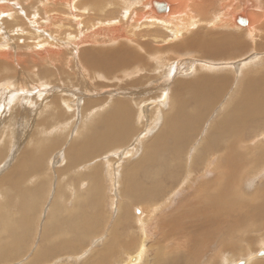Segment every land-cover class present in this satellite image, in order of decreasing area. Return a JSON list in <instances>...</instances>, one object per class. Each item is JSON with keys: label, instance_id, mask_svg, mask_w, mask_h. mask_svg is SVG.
<instances>
[{"label": "rangeland", "instance_id": "1", "mask_svg": "<svg viewBox=\"0 0 264 264\" xmlns=\"http://www.w3.org/2000/svg\"><path fill=\"white\" fill-rule=\"evenodd\" d=\"M86 1L76 0L77 4H75L76 2L72 3L70 6L73 12L68 16L66 12L68 11L69 3H65L63 0H0V264H126L131 262V258L135 257L141 250L143 259L142 261L140 260L139 264H158L159 260L162 259L163 262L161 264H164L165 261L168 264H172L173 261L176 264H205L207 260L214 259L216 255V264L222 263V259L225 257L230 261L229 264H234L240 260H244L245 262L249 261L245 264H255L259 262L258 259L264 264V256L256 258V252L264 249V241L262 239L264 238V225L254 227L252 230L250 228L248 229L246 225H243L244 208L247 209L248 205L243 204V207H238L241 211L238 208L231 210L229 208L230 197L226 194L227 190L225 194L223 193L226 198H224L226 203L225 209H219L220 211L217 209H207L208 212L206 214V216L209 215L207 220L212 221V223H220L221 221L223 222V226L219 230L212 228L208 244L200 249L196 240L193 239V245L190 246L191 242H188L189 238L182 234V231L188 224L186 221L180 219L176 210L178 207L185 205V200L182 201L179 197L176 199L171 198V201H174L168 209L172 210L173 213L170 212L169 214V211L164 209L163 212L157 214V217L163 215L158 220L156 219L155 213L151 214L150 212L155 207L152 204H159L160 202L147 201L146 204L144 203L145 205L143 203L137 204L136 202H132L129 196L131 194V191H128L129 187L121 181L123 176L122 170L125 167L127 170L129 165H133V161H138L142 157H145L146 154L143 156V152H145L146 145L150 143L152 138L159 134V131L164 126V119L172 112V98H170L171 93L169 91L171 85L165 76L160 75L161 71L165 70V74L173 71V80L178 78L180 80H186L191 77L195 78L196 74H192L193 72L187 74L185 77L181 76L183 73H187L182 72L185 71L184 64L192 59L194 60L193 66H195V63H198L195 68H198L200 64H205L202 66H205L206 69L208 64H213L212 68L208 66L212 71L211 73L208 71L205 73V69H203V73L205 74H211V76L217 75V72H215L216 65L223 63L231 66L232 75L235 76H233L235 81L231 80L234 82L229 83L227 89H224L226 91L222 90L223 95L218 90L208 94L206 100L200 107L199 115L201 114V118L197 120L191 119L196 125L195 131L190 137V142H186L191 147L184 145V149H181L184 152H181V155L177 153V157L180 158L179 160L182 166L177 172H171L173 175L184 174L186 171L185 165L191 163L192 156L196 155L201 157L205 153H201L199 145L207 135L206 133L209 132L212 124H216V120L219 121L223 117H228L227 113L229 111L226 112L227 103L243 91V87L240 86L245 83L249 73L252 75L257 74L258 76L264 74V39L261 40L264 38V0H253V2L250 0H228L227 3L223 2V5L218 2L219 0H211V4L206 13L202 14L198 12V9L205 8V4H196L200 8L188 12L191 16H196L204 20H210L211 16L212 18L223 16V14H227L230 21V15L234 13L235 15L241 14L244 16L247 13L254 15L253 21L255 24L252 23L251 19L250 21L246 19L248 21H246L247 25L250 23L249 26H235L231 21L232 27L242 29L240 32H244L246 28H255L256 32L260 29V32L258 31L256 34L261 35L259 39L261 45L256 52H250L253 54H248L241 60L234 61L233 59H226L232 60V62L207 61V59L199 58L195 53H193V56H188L187 53L193 51L191 49L177 50L175 46H172L171 48L168 47L163 50L164 54H166V59L163 57L165 59L164 64L160 63L157 65L156 60L146 56V59L142 58L140 60V63H143L140 66L137 60L139 58H136L132 59L135 60L134 66L131 67L132 72H116L111 76H107L109 74L105 73V75L104 71H100L102 68L89 71L82 64L80 66L78 64L80 52L85 48H96L101 51L116 49L120 44H129L125 40L128 37L127 34L125 37H118L116 32V36H114L113 32H108L105 29V25H103L105 28L102 29L101 27L103 26H99L98 22L94 19L95 17L93 18L92 14H96V11L89 12L86 9L87 7L84 8V11L76 8L78 4H80L79 6H90V1ZM204 1L207 4V1ZM72 5L75 6L72 7ZM157 10L161 12L159 8ZM113 11L117 12L119 9L114 8ZM82 12L84 13V22L76 18V15ZM147 12L145 9L146 14H148ZM164 15L160 16L163 17ZM148 16L153 17L149 14ZM177 17L182 18L181 15ZM90 24H92V29H89ZM124 24L123 22L122 25L125 29L126 26ZM96 25L97 28H95ZM153 28L156 30L153 29L155 34H157V31H160L168 40L175 41V37L173 35L171 36L170 33L172 28ZM93 29L95 30L93 31ZM136 29L134 31L139 33L142 28L139 29L137 25ZM96 30L97 32L100 31V33L97 34ZM145 30L149 32L152 30V27H150V30L146 28L143 31ZM80 32L83 33L81 35L84 40L86 38L87 42H93L98 46L90 45L86 42H81L78 47L75 46L70 41L69 36L75 33L80 35ZM186 33L184 32L183 34L185 35H182L181 38L186 37ZM190 34L192 33L190 32ZM152 35L153 33L150 38H146L150 42ZM252 35L254 36L253 32ZM89 38H91V41ZM135 38L139 37L136 36ZM63 39L66 42H63ZM143 39L141 38V40ZM248 40L245 39V41ZM170 44V42H166L163 46L166 47V45ZM151 45L156 47L155 43ZM173 52L183 54L185 62H182L183 64L181 62V64L177 63L174 58L175 56L172 54ZM232 53L233 51L230 52L229 58L236 56L235 52ZM255 53L257 54L254 55ZM128 57L135 58L132 55ZM170 58L173 59L170 60ZM114 59L117 58L114 57ZM251 59L252 61H250ZM169 61H175V63L169 64ZM241 63L244 66L242 67L243 69L239 68ZM119 68L122 67H115V69ZM238 70L240 71L237 72ZM197 71L199 72L198 69ZM242 73L245 75L241 76L243 80L239 78ZM219 75H223V73ZM162 87H167V89H162ZM141 89L144 91H140V93L139 90ZM159 90H163V94H159L161 92ZM228 90L232 95L229 94L230 92ZM140 94L144 95L143 104H140L137 100H140ZM162 95L164 99L161 98L163 97ZM217 96H220L217 99L219 101L209 107ZM118 99L130 103L132 115L130 124H128L130 128L129 130L123 129L128 133V137L121 141L116 140L114 143L110 140L108 143L98 146L97 152L90 154L91 156L88 155L86 158L84 156L80 157V161H71L73 158L70 159L64 153L69 151V147L75 144L78 149L82 146L80 145L82 142L86 144L89 141L90 131H95L97 134L103 132L105 124H101L100 120L108 112L111 100ZM84 105L88 108L93 107L95 111L93 115L89 114L90 117L88 116V119V112ZM139 105L141 107H138ZM224 105L226 106L225 108ZM192 108L194 107L190 106L188 110L193 114ZM262 114H259L256 120L253 118L243 121L240 119L238 121L240 124L239 128L242 129L240 134H242L232 135L226 142H231L232 144L228 143L225 146V150H229L228 153H231L230 158L232 161L224 162L225 158L220 157L218 161L219 165L224 162V167H228L231 164L236 165L240 161L237 156L241 155V151L239 150L241 142L245 143L244 149H253L254 154H251L253 157L256 155L258 157L257 150L254 149L258 145L264 146V114ZM137 115L139 117L141 115L140 121H138L139 117ZM216 135L213 138V146L221 143L223 139V137H220L219 132H216ZM139 138H142V141H139ZM167 142V147H169L174 140L168 139ZM93 144L94 142L92 141L89 143V152L91 150L93 151ZM136 145H140V147L137 149ZM209 145H212V141ZM179 146L182 147L180 141ZM135 147L136 152L131 154L130 149ZM191 148L194 149L191 150ZM169 150L167 149L166 152L159 153L158 166L153 170V172H157L159 177L165 176L168 180L169 178L166 173L170 171L168 167L172 164L169 162V158L175 152H170ZM132 151L134 150L132 149ZM188 157L191 158L188 159ZM85 159L86 161H84ZM69 162H75V164L68 165ZM108 162L113 163L112 166L115 164L114 167H111V164L110 167L104 164ZM135 163L137 162L135 161ZM197 163L201 164L202 161L199 159ZM96 165L98 166L96 167ZM121 165L124 168H121ZM219 165L214 171V173L218 174L217 177L214 175L210 177V186L221 183L225 189L235 187L237 190L235 198L237 200L240 199V196H253L252 198H257L263 194L264 165L255 169L254 166H249L248 164L247 166L249 167H247V170L249 171L251 169L254 175L249 171L251 175H246L245 179H242L240 176L238 187L243 180L246 182L240 188L235 185L234 177L239 175L236 172L231 174V180H226L228 178L226 174H222L223 177L219 180ZM95 168H98V172H100V178L98 177L99 181L97 180L100 186L96 187L97 191L93 190L94 184L88 183L89 178L87 176ZM112 168L115 169L116 175L113 173L115 171ZM107 169L113 176L115 175L113 189L110 188V184L105 178L109 172ZM119 170H121V173L118 172ZM135 174L134 178L141 179L140 182H143L142 170L135 171ZM159 177L147 180V184L142 187L144 191L147 190L146 194L151 198H156L159 195V191L154 185ZM175 181L174 179L171 180L172 184H175L174 186L169 181L170 183L165 185L166 190H176L181 193L188 189L190 184L193 186L195 184L197 185L193 180V183L187 186L185 184H179L181 180L179 183ZM198 183L200 182L198 181ZM123 191L125 192L123 193ZM79 197L84 200L79 199ZM168 198L165 196V200ZM242 203L241 201L240 204ZM123 209L125 211L124 213L122 211ZM136 210L139 211L140 217L137 216L139 213H136ZM225 210H228V212L223 213ZM261 210L257 209L255 213H259ZM82 213L86 215V219H89L86 221L89 229L84 231H81L79 227L74 229L82 221L81 216L79 217ZM187 213V211H184L181 215ZM49 218L56 221L57 225H53L43 235L42 230L46 227ZM139 218H143V220L141 219L142 221L140 220L143 223L142 227L137 223ZM213 227L215 228V224ZM111 232L113 235H111ZM19 240L23 242L21 243L22 245ZM221 241L223 242L222 244L220 243ZM262 241L263 244H261ZM62 243H77V247L74 245L72 248L74 251L66 250L63 247L59 248V246H62ZM230 243L231 245H229ZM221 245L225 246L221 247ZM4 246L8 249L5 252L2 249ZM14 247L16 250L12 252ZM38 249L42 252L38 256L40 260L36 258V251ZM183 256L185 259L179 261ZM167 259L169 260L167 261ZM174 262L173 264H175ZM208 264H214V262H209Z\"/></svg>", "mask_w": 264, "mask_h": 264}, {"label": "bare ground", "instance_id": "2", "mask_svg": "<svg viewBox=\"0 0 264 264\" xmlns=\"http://www.w3.org/2000/svg\"><path fill=\"white\" fill-rule=\"evenodd\" d=\"M63 1L65 3H69L68 11L66 10L67 12L66 11L65 12L68 14V16H70V14H72V12H73V10H71L70 5L72 3H75L76 0H63ZM89 1H90L89 2L90 6L89 5L79 6L80 4H78L77 6L79 8L78 7H76V8L80 9V11L81 10L84 11V8L87 7L86 9L89 12L90 11H93V12L96 11V14H92L93 18L95 17L94 19L98 22L99 26H103V25L106 26V28L104 26L101 27L102 29L105 28V29H107L108 32L109 31L113 32L114 36L118 35V37L121 36V38H122V37H125V35L127 34V37H128V38H125V40H127L126 42H128L129 44H126V43L120 44L119 47H116V49L101 51V50H97L96 48L95 49L94 48H85L80 52L79 60H78L79 61L78 64L80 66L82 64V66H85V68L89 71L90 70L94 71L95 69L102 68L100 71H104V74L105 73L109 74L107 76H111L112 74H115L116 72H123V71H126L125 73L132 72L133 70L131 67H133L135 64V60H132V59H136V58H139L137 60L139 62L138 65H140V66L143 65V63H140L141 62L140 60L142 58L146 59V56L148 58L150 57V58H153V60H156L157 65H159L160 63L164 64V60L166 59V54H164L163 50L168 48V47L171 48L172 46H175V48L177 50H182V49L193 50V51H189L187 53L188 56H193V53H195L199 58L207 59V61H214V62H222V61H229L230 62L231 61L232 62V60H226V59H233L234 61L235 60H241L246 55H248V54L251 55L254 53V51L256 52L258 47L261 45V43H259V42H261V41H259L261 35L256 34L258 31L260 32V29L259 30L257 29L258 31L256 32L255 28H253V29H247L246 28L247 29V30L245 29L246 32L245 31L240 32V31H242V29L240 30V29H237V28L231 26V21H232L233 25H235V26L238 25L239 27H245L247 25V22L250 21V19H251L252 23L255 24V22L253 21L254 15H252V14L250 15L247 13L244 16L241 14L235 15V13H234V14L230 15V18H231V21H230L227 14H223V16H218L216 18H212V16H211L210 20L209 19L204 20L201 18H197L196 16H191L188 13L189 11H191L193 9L200 8L196 4H200V5L205 4V8L198 9V12H201L202 14L206 13L209 5L211 4V0H206L207 4L205 3L204 0H163V1L162 0H149V1L148 0H89ZM227 1L228 0H219L218 2H220V4L223 5V2L227 3ZM250 1L253 2V0H250ZM77 2L75 4H77ZM147 2H148V4H147ZM218 2H217V4H218ZM52 3H53V1H52ZM57 3H58V1H57ZM160 3H162V4H160ZM54 4H55V2H54ZM160 5H161V9H160L161 12H159L157 10V8L160 7ZM74 6L75 5H72V7H74ZM114 8H118L119 11L114 12L113 11ZM145 9H146V12L148 11L147 13L149 15H152L153 17L148 16V14L145 13ZM74 10H75V8H74ZM83 14H84L83 12L77 14L76 15L77 20L79 19V20L83 21V17H84ZM101 14H103V15H101ZM99 15H100V17H99ZM160 15H164V16L162 17ZM178 15H181L182 18L177 17ZM73 21H76V20H73ZM97 22H95V23H97ZM123 22L125 23L124 25L126 26L125 29H124V26L122 25ZM75 24H76V22H75ZM92 24L89 25V29L90 28L92 29V27H91ZM76 25H78V24H76ZM137 25H138L139 29L142 28L144 30V29L148 28V30H150V27H152V30L147 32L146 30L143 31L142 29H140L141 31L139 33H136L135 31L137 30L136 29ZM249 25H250V23H249ZM249 25H247V26H249ZM62 26H63V24H62ZM99 26H98V28H99ZM78 27H79V25H78ZM153 27L162 28V29L172 28L170 33H171V36L173 35V37H175V41L172 42V40H168L165 36H163L162 32H160V31H157V34H155L156 30ZM64 28H65V26H64ZM87 28H88V26H87ZM95 28H97V25L95 26ZM77 29H79V28H77ZM80 29H81V25H80ZM102 29H98V30H102ZM94 30L95 29H93V31ZM105 31H104V34H105ZM82 32H80V35L76 34V33L72 36L68 35L70 41L73 44H75V46L78 47L81 44V42H83V43L86 42V43H89L90 45L98 46L97 44H94L93 42L92 43L89 41L87 42L86 38L84 40L82 38V35H83ZM96 32H97V30H96ZM115 32H116V35H115ZM184 32H187L186 33L187 35H186V37L181 38L182 35H185V34H183ZM190 32L192 34H190ZM252 32L254 33V36L252 35ZM263 32H264V30H263ZM81 33H82V35H81ZM98 33H100V31L97 32V34ZM152 33H153V35H152L151 42H150L146 38H150ZM89 36L91 37V35H89ZM101 36H103V35H101ZM107 36H105V37H107ZM136 36L139 38H135ZM66 38H68V37H66ZM109 38H110V36H109ZM131 38H133V39H131ZM141 38H144V39L141 40ZM90 39L91 38H89V40ZM107 39H108V37H107ZM245 39L246 40L249 39V40L245 41ZM263 39L264 38H262L261 40H263ZM63 42H66V41L64 40ZM105 42L107 43V41H105ZM166 42H170L171 44L166 45V47H164L163 45ZM150 43L151 44L155 43L156 47L152 46ZM66 45H65V47H66ZM90 47H92V46H90ZM232 51H233V53L235 52L236 56H234L235 55L234 54L233 55L234 57L229 58L228 56L230 55V52H232ZM136 52H138V53H136ZM250 52H253V53H250ZM172 54L175 56L174 58H175V61L177 63L185 62V60L183 59V58H185L183 54H179L176 52H173ZM256 54L257 53H255L254 55H256ZM129 55H132L135 58L128 57ZM239 56H241V57H239ZM114 57L117 59H114ZM256 58L257 57H255V59ZM171 59H173V58H170V60ZM257 60H258V58H257ZM175 61L174 62L169 61L170 62L169 64H174ZM193 61H194L193 59L188 60L187 63L184 64L185 65V69H184L185 71H182V72H187V73H183L181 76L185 77V76H187V74L193 72L192 74H194V75L196 74L195 78L191 77V78H188L186 80H180L178 78V79L173 80V77H174L173 71L172 72L170 71L169 73H166V74L164 72L165 70L161 71L160 75L165 76L166 80L171 85V88H169V91L171 93V97L170 96L169 97L172 98V102H171L172 112L169 111L171 114L169 113V115L167 117L165 116L166 118L164 119L163 128H161V131H159V134H157L154 138H152L150 143L146 145L145 152H143L144 154L141 151L143 156L146 154L145 157L143 158L141 156L142 159H140L138 161L135 160L137 162L135 164H134L135 161H133V163H132L133 165H131V166L129 165L127 170H126V167L124 168L122 166L124 164L121 165L122 166L121 168H124V169L122 170V172H123L122 180L120 178L119 179L122 181V183L124 182V184H126L129 187L128 191H131V194H129V193L128 194H129L132 202H136L137 204L143 203V205H145L147 201L148 202L149 201L160 202L159 204H152V206H155V207L152 208V211L150 210L151 214L155 213L156 219H158V220H160L163 217V215L162 216L159 215V217H157V214L160 212H163L164 209H167L169 211V214H170V212H172V210L168 209V207H170L174 201L173 199H172L173 201H171V198L176 199L179 197L182 201L185 200V202H184L185 205L178 207V209L176 210V213L179 214L180 219L183 221H186L188 224L184 228V230L182 231V234L189 238L188 242L189 243L191 242L190 246L193 245V239H194L197 241V244L199 245V248L201 249L202 247H205L208 244L209 239H210V234L212 232V228L215 230H219V228L221 226H223V222H221V221H220V223H212V221L207 220V217H209V215L206 216V214L208 212L207 209L208 210L225 209L226 203L224 200L225 196L223 195V193L225 194L226 190H227L226 194H228L230 197L229 198V200H230L229 208L231 210H235L238 207H243V204L248 205L247 209L244 208L245 211H244V217H243V221H244L243 225H246L248 227V229L250 228L251 230L254 227H257L259 225H264V192H262L263 194L259 195L257 198H252L253 196H251V197L240 196V199L237 200L235 198V194L237 193L236 192L237 190L235 187H230V188L225 189L221 183H217L216 185L212 184V186H210L211 175H214L215 177H217V175H218L217 173H214V171L218 168L219 158L220 157L225 158L224 162H231L232 161V159L230 158L231 153H228L229 150H225L226 149L225 146L228 143H231V142H228V143H226V142L230 139V137L232 135L240 134L242 129L239 128L240 124L238 123V121L240 119L243 121V120H250L253 118H255V120H256V117L259 114L260 115H261V113L264 114V74L263 75L260 74L258 76L257 74L252 75L249 73L248 77L246 78L245 83L243 85L241 83L242 86L239 85L240 87H243L242 88L243 91H241V93L238 94L237 96L234 94V96H236V97H234L233 99H231V101H229L227 103L226 112L229 111V113H227L228 117H226V118L223 117L222 120H219V121L216 120V124H214V123L212 124L209 132L206 133L207 135L204 137V140L202 141V143L200 145L198 144L200 146L199 148H201V153H204V152L205 153L202 156L200 155L201 157L193 155L194 157L192 156L191 163H189L188 165H185L186 171H185V173L183 172L184 174L173 175V173L171 171L177 172V170L180 169V167L182 166V163L179 160L180 158L177 157V153H180V155H181V152H182L181 149L182 150L184 149L183 148L184 145H187V147H189V146L191 147V145H188V143H186V142H190L189 141L190 137L196 128L195 122H192L191 119L197 120V119L201 118V116H200L201 114L199 115L200 107H201L202 103L206 100L209 93L215 92V90H218L219 93L221 95H223L222 90L227 89L228 84L233 83L235 81L234 80L235 76L232 75V68H231V66H229V64L219 63L218 64L219 66L216 65L217 68L214 67L215 72H217V75L211 76V74L208 75L205 73H206V71H208L210 73L212 72L209 67L212 68L213 64L212 65L208 64L209 67L206 66V69H205V66H202L205 64H200L201 66L199 65L198 68H195V66L198 63L197 64L195 63L194 64L195 66H193ZM250 61H252V59ZM242 62H244V61H242ZM115 67H122V68L115 69ZM242 67H244V66L241 63L239 68H242ZM197 69L199 70V72L197 71ZM203 69H205V71H204L205 73H203ZM134 70H136V69H134ZM239 71L240 70H238L237 72H239ZM200 72H202V73H200ZM218 73L219 74L223 73V75H219ZM242 75H244V73H242L239 76V78H241ZM231 80H234V81H231ZM140 87H141V85H140ZM151 87H152V85H151ZM167 87H162V89L163 88L167 89ZM235 88L237 89V87H235ZM140 91H144V90L141 89V90H139V92ZM159 91H161V90H159ZM164 91L166 92V90H164ZM224 91H226V90H224ZM160 93L163 94V90L161 92H159V94ZM229 94H231V92ZM140 95H139L140 100L139 99H137V100L139 101L140 104H143L142 101H143L144 95L143 94H140ZM219 97L220 96H217L215 98V100H213V102L210 104L209 107L216 104L219 101V100L217 101V99ZM161 98L164 99V96ZM165 98H166V96H165ZM84 106H86V105H84ZM190 106L194 107V108H192L193 114L188 110V107H190ZM138 107H141V106L139 105ZM225 107L226 106L224 105V108ZM84 108H83V111H84ZM86 110L88 112L87 119H88L89 114L93 115L95 113V111L93 110V107L88 108L86 106ZM95 110H98V109H95ZM222 115H224V114H222ZM131 118H132V115H131L130 103H127L126 101L119 100V99L118 100H111V102L109 104L108 112L100 120L101 124H105L103 127V132H101L100 134H97L95 131H90L89 141L86 144H84L82 142L80 144L82 146H80L79 149L77 148V145L75 144L72 147H69V149H68L69 151H66V153H64V154H66L67 157H69L70 159L73 158L71 161H73V160H79L80 161V159H81L80 157L84 156V158H86V156H88V155L91 156L90 154L97 152V147L100 146L101 144L108 143L110 140H112L114 143V141H116V140L121 141L122 139L127 138L128 133L125 132L123 129L129 130L130 127L128 124H130ZM142 118H143V116H142ZM230 118L232 121L229 120ZM140 120H141V115H140L138 121H140ZM255 120H254V122H255ZM155 121H156V118H155ZM162 125H163V123H162ZM147 129H149V128H147ZM124 132H125V134L122 135V133H124ZM216 132H219L220 137H223V139H222L221 143L215 144L213 146V144H214L213 138L215 136H217ZM142 133H144V132H142ZM249 133H251V132H249ZM240 138H241V136H240ZM168 139L174 140V142H172V144L169 147H167L168 146V142H167ZM140 140L142 141V138L141 139L139 138V141ZM208 140H209V143H208ZM91 141L94 142V144L92 146L93 151L91 150V152H89L88 148H90L89 143ZM179 141L182 143V147L179 146ZM211 141H212V145H209V144H211ZM136 147L138 149L140 147V145H136ZM136 147L130 149L131 154L136 152ZM244 148H245V143L241 142L239 145V150L241 151V155L237 156V158L240 161L237 162L236 165L235 164L232 165L230 163L231 165H229L228 167H224L225 166L224 162H222L219 165V169H220L219 170L220 171L219 172L220 177H218L219 180L222 179L221 178V177H223L222 174L228 175V178L226 180H231V174H233V172H236L239 175L234 177V181H235L236 187H238V182H239L240 176L242 177V179H245L246 175L247 176L251 175L250 172H252V171H251V169H249V171H250L249 172L247 170V167L252 165L255 167V169H257V168H260V166L264 165V146L258 145L254 149V150H257L258 157H257V155L254 157L251 155V154H254L253 153L254 151H252L253 149L251 150L248 148L247 149H244ZM132 149L134 151H132ZM167 149H170L169 150L170 152L175 151L169 158V162L172 163L168 167V170H170V171H168L166 173L169 180L167 178H165V176L159 177L157 172H153V170L158 166L159 153L166 152ZM192 149H194V148H191V150ZM111 152L113 153V151H111ZM255 154H256V152H255ZM190 158L191 157H188V159H190ZM199 159L202 161L201 164L197 163V161ZM241 159H244V160H241ZM87 160H89V159H87ZM84 161H86V159ZM73 164H75V162H69L68 165H73ZM104 164L108 165L109 167H110V164H111V167H114V165H115L114 164L112 166L113 163H110V162H108L107 164L106 163H104ZM248 164H249V166H247ZM97 166L98 165H96V167ZM14 168H16V167L14 166ZM116 168L118 169V167H116ZM112 169H114V168H112ZM125 170H126V172H124ZM137 170H142L143 182H140L141 179L138 180V179L134 178V175L137 174V173L135 174V171H137ZM197 170H199V171H197ZM113 171H115V169ZM120 171L121 170H119L118 172H120ZM113 173L115 174L116 171ZM143 173H144V175H143ZM198 173H199V175H198ZM99 174H100V172H98V168H95L94 170L90 171V174L87 175L89 178L88 183L95 185L93 188L94 191L95 190L97 191L96 187L100 186V184L98 182L99 181L98 180ZM252 174L254 175V172H252ZM115 175L113 176V174L109 171L105 176V178L107 179V181L110 184L111 189H113V185L115 184V179H114ZM118 176H119V174H118ZM140 177H141V175H140ZM157 177H159V178L156 180L154 185L158 189L159 195L156 196V198H151L149 195L146 194L147 190L144 191L142 187L145 184H147L146 183L147 180H152V179H155ZM183 178H184V180H182ZM82 179L84 180L83 177H82ZM113 179H114V181H113ZM172 179H174V181L176 180L175 182H177V183H179V181L181 180V182L179 184H182V185L185 184V186H187L188 184L193 183V182L197 183V185L195 184V186H193L190 184L188 186V189H186L184 192L182 191L183 188L181 187L182 188V189H180L182 191L181 193L179 191H176V190L175 191L174 190L173 191L166 190L165 185L169 184ZM85 180H86V178H85ZM192 180H193V182H192ZM198 181L200 183H198ZM85 184H87V182H85ZM245 184H246V182H245V180H243L241 185H245ZM171 185H173L172 182H171ZM241 185L238 188H240ZM168 189H169V185H168ZM124 192L125 191H123V193ZM182 193H184V194H182ZM250 193H252V192H250ZM121 195H122V193H121ZM165 196L169 197V198L167 200H165ZM92 197H93V194H92ZM79 199H83V198L79 197ZM75 201H77V200H75ZM241 201L243 202L242 204H240ZM151 203H153V202H151ZM76 204H78V203H76ZM125 206H127V205H125ZM124 209H125V207H124ZM124 209L122 210L123 213L125 212ZM257 209L258 210L262 209V210L259 213H255V211ZM184 211H187L188 213L185 215H181L182 213H184ZM239 211H241V210L239 209ZM226 212H228V210L223 211V213H226ZM136 213H139V211L136 210ZM151 214H150V216H151ZM137 216L140 217V213ZM137 216H136V218H137ZM79 217L82 219V221L74 229H77V227H79V229L81 231L89 229L88 225L86 224V221H88L89 219H86V215L84 213H82L81 215H79ZM144 217H145V215H144ZM152 217H153V215H152ZM51 218L48 219L46 227L43 228V230H42L43 235L45 233H47L53 225H57L56 221L52 220ZM54 219H57V218H54ZM141 219L143 220V218H141ZM141 219L139 218V220H137V223H138V225H140V227H142V225H143V223L141 222L142 221ZM49 223H51V224H49ZM214 224H215V228L213 227ZM246 226H245V228H246ZM263 230H264V227H263ZM43 235H41V236H43ZM111 235H113L112 232H111ZM198 235H200V236L198 237ZM262 239L264 241V238H262ZM19 241H20V244L23 243V242H21V240H19ZM263 241L261 242V244H263ZM79 242H78V245H79ZM225 242H227V241H225ZM178 243H181V242H178ZM220 243L222 244L223 242L221 241ZM74 245L76 246L77 243H62V246H59V248L63 247L66 250L69 249L71 251H74V250H72ZM229 245H231V243ZM187 246H188V244H187ZM222 246H225V245H221V247ZM227 246H228V244H227ZM2 249L4 250V252L8 250L5 246L2 247ZM14 250H16L15 247L13 248L12 252H14ZM138 250H139V248H138ZM190 250H192V249H190ZM261 251H263V254L258 255V253H260ZM40 252H41V250L39 251V249L36 251V258L37 259H38V256L41 255V253H42V252L41 253ZM180 253H181V251H180ZM184 254H182V255H184ZM142 255H143V253L141 250L140 252H138L135 255V257L131 258V260H130L131 262L126 263V264H139L140 260L142 261V259H143ZM216 256H214V259L207 260L205 262V264H208L209 262H214V264H216ZM256 256H257L256 258H258L259 256H264V249L257 251ZM16 257H17V255H16ZM4 259H5V261H7L6 258H4ZM182 259H185V257L183 256V258H181L179 261H181ZM38 260H40V259H38ZM168 260L169 259H167V261ZM90 261H92V260H90ZM242 261L244 262V264L249 262V261L245 262L244 260H240L234 264H242L241 263ZM258 261L259 262L255 263V264H262L263 263V262H260L261 260H259V259H258ZM161 262H163V259L159 260L158 264H161ZM173 262H172V264H173ZM229 262L230 261H228V258L225 257L222 259V263H220V264H229ZM164 264H168V262L165 261Z\"/></svg>", "mask_w": 264, "mask_h": 264}, {"label": "water", "instance_id": "3", "mask_svg": "<svg viewBox=\"0 0 264 264\" xmlns=\"http://www.w3.org/2000/svg\"><path fill=\"white\" fill-rule=\"evenodd\" d=\"M159 9H161V5H160V7H158ZM263 254V251H261L260 253H258V255H262ZM242 264H244V262L242 261L241 262Z\"/></svg>", "mask_w": 264, "mask_h": 264}]
</instances>
